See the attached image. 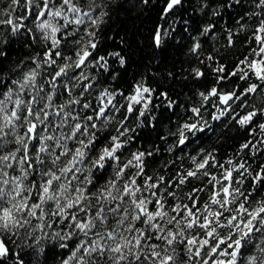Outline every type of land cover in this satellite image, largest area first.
Instances as JSON below:
<instances>
[{
	"label": "snow or ice",
	"instance_id": "obj_1",
	"mask_svg": "<svg viewBox=\"0 0 264 264\" xmlns=\"http://www.w3.org/2000/svg\"><path fill=\"white\" fill-rule=\"evenodd\" d=\"M0 264H264V0H7Z\"/></svg>",
	"mask_w": 264,
	"mask_h": 264
},
{
	"label": "trees",
	"instance_id": "obj_2",
	"mask_svg": "<svg viewBox=\"0 0 264 264\" xmlns=\"http://www.w3.org/2000/svg\"><path fill=\"white\" fill-rule=\"evenodd\" d=\"M6 3H7V0H0V7H2L3 5H5ZM148 15L149 14L146 12L145 13V16H148ZM225 20H227V16H225ZM137 23H139V22H137ZM147 24H148V22H147V20H145L144 23H142L140 25L141 29L143 30V28L146 27ZM120 27H121V20L117 19L115 21V23L112 25V28H113V30H116V29H118ZM109 36H111V33H109ZM236 55H238V53ZM234 58H235L234 55H230L229 56V59H234ZM155 62L156 61H153V63H155ZM154 71H159V70L158 69H155ZM238 83H242V82H239L238 81ZM184 91L187 92V89H185ZM231 135H235V133L233 132V133H231ZM219 143L222 145L221 151L224 152V153H227L228 155H231L232 154V151L236 147L235 141L230 140L227 137H225V139L222 140V141H220Z\"/></svg>",
	"mask_w": 264,
	"mask_h": 264
}]
</instances>
